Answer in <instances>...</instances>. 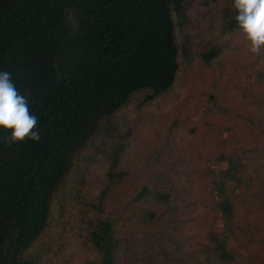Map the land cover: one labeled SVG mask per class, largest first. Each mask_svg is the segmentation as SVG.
<instances>
[{"label":"trees","instance_id":"16d2710c","mask_svg":"<svg viewBox=\"0 0 264 264\" xmlns=\"http://www.w3.org/2000/svg\"><path fill=\"white\" fill-rule=\"evenodd\" d=\"M190 1L0 0V72H10L28 97L41 137L9 144L10 130L0 129V264H42L23 254L47 228L74 156L132 97L139 94L146 103L172 89L187 51V39L180 42L177 32L188 24ZM232 4L223 0L220 9L222 35L239 31ZM222 51L209 44L202 60L209 64ZM257 152L264 154V147L246 139L222 151L224 165L211 178L221 228L208 227L205 243L194 251H185L172 229L159 227L165 218L180 232L173 191L145 182L130 200L131 218L148 232L139 246L144 240L146 250L158 252L174 245V259L182 264H236L230 238L252 228L249 240L256 244V232L264 233V166ZM112 170L111 180L125 175ZM87 233L94 264H121L124 249H131L118 215L99 216ZM258 251L244 264H264Z\"/></svg>","mask_w":264,"mask_h":264},{"label":"rangeland","instance_id":"374dc122","mask_svg":"<svg viewBox=\"0 0 264 264\" xmlns=\"http://www.w3.org/2000/svg\"><path fill=\"white\" fill-rule=\"evenodd\" d=\"M222 5L223 0L190 1L188 24L177 32L180 42L187 39V51L181 53L174 86L151 102L135 95L101 124L74 156L48 226L24 257L42 264H94L89 226L99 216L115 214L126 224L131 248L124 249L121 264H182L174 259V245L157 247L158 252L146 250L144 240L139 246L148 232L131 218L130 200L147 181L173 191L180 232L165 218L159 227L182 237L185 251L205 243L208 227L221 228L211 178L223 164L218 160L222 151L241 139L259 150L264 147V50L251 53L240 31L221 34ZM213 43L223 51L207 64L201 55ZM257 154L264 166V154ZM111 170L125 175L111 180ZM251 230L229 240L239 254L236 264H244L254 248L264 257V233L256 232L259 240L252 244ZM138 252L140 259H134Z\"/></svg>","mask_w":264,"mask_h":264},{"label":"clouds","instance_id":"9594fccd","mask_svg":"<svg viewBox=\"0 0 264 264\" xmlns=\"http://www.w3.org/2000/svg\"><path fill=\"white\" fill-rule=\"evenodd\" d=\"M232 7L248 50L259 55L264 50V0H233ZM37 125L38 117L31 112L28 97L18 91L10 72H0V129L10 130L5 142L39 141Z\"/></svg>","mask_w":264,"mask_h":264}]
</instances>
